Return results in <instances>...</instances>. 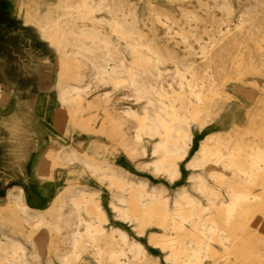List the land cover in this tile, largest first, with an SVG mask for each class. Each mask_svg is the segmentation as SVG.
Returning a JSON list of instances; mask_svg holds the SVG:
<instances>
[{
    "label": "rangeland",
    "instance_id": "obj_1",
    "mask_svg": "<svg viewBox=\"0 0 264 264\" xmlns=\"http://www.w3.org/2000/svg\"><path fill=\"white\" fill-rule=\"evenodd\" d=\"M81 1L0 0V260L9 258L19 264L10 252L18 241L29 262L97 264L95 248L82 228L85 241L77 255L66 261L60 257L71 250L65 224L72 215L70 196L84 193L102 210L101 215L95 210L88 213L92 227L101 230L95 243L101 249L123 250L118 264H178L169 257V248L150 241L152 236H175L172 219L162 228L156 218L142 219L141 211H129L122 218L113 205L128 209L133 203L129 201L142 189L160 194L172 214L182 195L191 197L198 204V217L184 224L183 234L174 242L190 253L195 239L202 238L201 226L194 222L206 225L212 215L219 214L221 205L230 200L231 185L250 198L249 210L237 219L247 223L239 237L262 258L244 262L235 258L230 243L225 242V248L217 240L203 239L195 264H264V174L245 183L222 165L189 166L199 157L201 145L214 146L217 140L264 150V0H106L127 15L123 28L131 32L128 41L152 44L164 57L159 70L147 64V77L157 72L165 77L156 86L168 92L170 102L179 108L176 72L185 74L204 97L199 122H189L191 143L184 157L166 160L176 167L172 181L165 172L154 170V162L161 157L152 153L159 135L143 134L139 143H132L134 123L123 111L132 108L142 114L144 101L135 103L130 97L125 74H115L104 85L74 64L62 69L59 53L44 37L41 27L47 28L55 19L63 22L67 39L75 35L69 30L96 27L117 43L113 59L122 58L129 67L133 55L126 42L117 41L106 24H97L100 18L111 20L110 13L95 12L86 20L67 16ZM87 2L97 5V0ZM134 10L137 15L132 19ZM72 87L79 89L62 100L60 92ZM194 100L188 95L183 101ZM235 112H239L240 126L232 123ZM64 155L75 159L65 162ZM112 176L120 178L124 187ZM118 196L126 201H118ZM56 198L63 204L52 209ZM135 198L138 206L148 202L147 197ZM19 199L40 212L23 211ZM218 221L219 234L225 236L221 215ZM136 243L142 245L143 253L134 255L130 247Z\"/></svg>",
    "mask_w": 264,
    "mask_h": 264
},
{
    "label": "bare ground",
    "instance_id": "obj_2",
    "mask_svg": "<svg viewBox=\"0 0 264 264\" xmlns=\"http://www.w3.org/2000/svg\"><path fill=\"white\" fill-rule=\"evenodd\" d=\"M72 10L73 11L67 12V16L72 20H86L92 15V13L100 12L102 10H106L110 13L112 15L111 20L100 18L98 19L97 24L98 26L106 24L110 28L111 33L116 37L117 41L122 40L126 42L127 47L133 55V61L129 67L124 66L122 58L115 61L113 59V53L116 52L117 43H114L113 40H111L106 34L102 33L98 28L93 27L90 30L79 29L76 32L69 30L70 34L75 35L72 38L67 39L65 37L66 31L64 29V24H62L63 22L55 19L47 28L41 27V29L44 37L49 41V44L54 46L59 53L61 68H67L69 65L74 64L79 70L84 69L85 71L87 69L90 79L98 80L104 85L111 83L114 80L113 77L115 74L122 72L125 74V82L131 91L130 97L133 98L135 103L144 101L142 114H139L132 108L123 111V116L129 118L134 123L132 126V143L135 145L139 143L143 134H149L150 136L159 135L161 139L154 144L152 153H161V157L154 162V170L156 172H165L168 178L172 181L177 174L176 167L174 163H168L166 160L168 157L176 159H182L184 157L186 147L191 140L189 122H199L200 115L204 110V97L201 95V91H196L192 88V85L190 84L191 81L188 80L185 74L176 72L175 74L179 78V88L181 90L176 96V100L180 101L179 108L173 102H170L168 92H166L163 87L156 86V83L163 82L165 77L160 72L150 74V77H147V64L152 69L159 70L158 66L163 63L164 57L159 54L158 49L152 44H144L140 41L134 40L128 41L127 38L131 32H127L123 28V21L127 15L120 7H111L106 3V0H97V5H91L87 0H82L80 5ZM135 14V10L134 12H131L130 15L132 16V19L135 18ZM78 89L79 87H72L69 91L63 90L60 92L59 96L64 100L69 97L73 91ZM187 91H189V94ZM188 95L193 96L195 99L194 102L183 101ZM179 110H182L183 112L181 113ZM55 118H53V120ZM239 121V112H235L232 117V123L238 125ZM57 124L58 123L56 122V125ZM74 159L75 157L69 158L67 155L63 156L65 162L74 161ZM206 164L222 165L223 168L230 170L235 177H239L244 180L245 183L254 182L259 176L264 174V150L258 146L242 148L235 143L224 144L222 141L217 140L215 141L214 146H210L208 143H206V145H201L199 157L190 162L189 166L195 168ZM95 169H97V166ZM216 176L223 178V176L219 174ZM112 179H115L116 183L124 187V183L120 178L112 176ZM200 184L201 187H203L202 183ZM137 192L138 193L133 196L134 198L129 201L130 203H133L129 205L128 209H123L117 205H113V207L118 210L122 218H126L129 211H141L142 219L152 220L153 218H156L159 220L157 225L162 228H166L169 225L168 221L172 219L173 223L170 224V226L175 231V236L161 235L152 236L150 238L152 243L160 245L161 248L170 249L169 257L172 261L177 262L178 264H195L199 258L200 251L204 248L201 245L203 239L209 241L217 240L225 248L228 247L225 246V242L230 243V246L234 250L235 258L242 259L244 262L250 261V259L255 261L262 258V256L255 254L251 243L246 242L239 237V232L242 233L247 224L246 221L241 222L237 220L239 217H243L249 210L248 205L250 198L246 192L237 190L230 185L227 190L230 200L221 205L219 208L220 211L218 212L219 214L212 215L209 223L206 225L204 223L194 222L195 226H201L200 233L202 238L195 239V246L191 248L190 253H186L184 248L175 247L174 242L183 234L184 224L190 222L193 218L198 217L197 202L189 196L182 195L181 201L175 202L176 208L171 214L167 211L166 202L162 200L160 194L156 192H144L142 189L137 190ZM135 197H138L139 200L142 197H147L148 202L146 204L140 202V205L138 206V204L135 203L137 200ZM117 199L120 202L126 201L123 196H118ZM19 200L23 211L35 210L40 212L27 205L23 199ZM69 202L72 205V215L71 218L66 219L65 224L70 235L69 242L71 244V250L68 256H60L61 259L66 261L69 257L77 255L78 249L83 247L82 243L85 241L82 237L83 229L86 231L87 241L92 243V247L95 248L94 255L96 260L94 261H97V264H106V262L108 264H118L120 262L118 258L123 255V250L116 251L111 246L107 249H101L97 247V244L95 243L97 241L95 235L101 232V230L97 226L92 227L93 223L88 213L95 210L98 215H101L102 210L100 209L99 204L92 198L86 199L84 193L71 195ZM60 203L63 204L61 200L56 198L52 204V209L62 206ZM211 206H213V204ZM219 215L222 217V225L227 228L225 230L226 235L222 237L219 234L221 231L218 226L219 221L217 222ZM41 222L42 220H39L41 225H46ZM55 225L57 226L56 223ZM120 238L124 243L127 241L124 233L120 234ZM130 249L134 250V255L144 252L142 245L138 243L131 246ZM10 252L18 257L19 264H40L37 260H34L33 262L27 261L24 254V247L18 241L13 243ZM257 263L263 264V261H258L256 264ZM0 264H13V262L9 258H6L5 261L0 260Z\"/></svg>",
    "mask_w": 264,
    "mask_h": 264
},
{
    "label": "crops",
    "instance_id": "obj_3",
    "mask_svg": "<svg viewBox=\"0 0 264 264\" xmlns=\"http://www.w3.org/2000/svg\"><path fill=\"white\" fill-rule=\"evenodd\" d=\"M42 197V196H41ZM42 199H44V197H42Z\"/></svg>",
    "mask_w": 264,
    "mask_h": 264
}]
</instances>
